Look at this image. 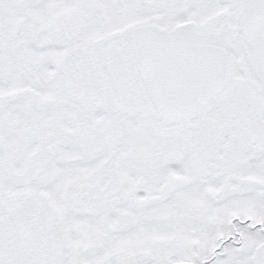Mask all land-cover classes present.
<instances>
[{"label": "snow or ice", "instance_id": "6c2138e0", "mask_svg": "<svg viewBox=\"0 0 264 264\" xmlns=\"http://www.w3.org/2000/svg\"><path fill=\"white\" fill-rule=\"evenodd\" d=\"M0 264H264V0H0Z\"/></svg>", "mask_w": 264, "mask_h": 264}]
</instances>
